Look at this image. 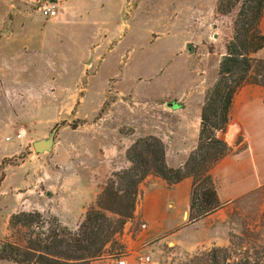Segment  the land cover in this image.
Returning <instances> with one entry per match:
<instances>
[{
    "label": "rangeland",
    "instance_id": "rangeland-1",
    "mask_svg": "<svg viewBox=\"0 0 264 264\" xmlns=\"http://www.w3.org/2000/svg\"><path fill=\"white\" fill-rule=\"evenodd\" d=\"M52 1L58 14L47 18L37 0H21L16 8L31 28L0 32V68H14L0 73V256L10 264L29 258L28 264H36L42 251L66 249L57 247L59 240L69 241L103 191L93 186L85 198L75 185L78 175L103 178V160L124 161L117 153L105 155L123 145L122 136L134 133L135 141L160 132L157 105L163 110L179 97L204 101L232 30L231 17L214 15L216 0ZM13 42L19 47L8 52ZM53 130L52 149L36 152L33 143ZM20 212L40 217L31 226L12 223ZM220 214L216 237L196 248L184 250L172 241L139 245L142 222L129 219L99 256L83 263L63 260L116 264L125 257L136 264L137 254L146 253L149 264H264V185L235 198ZM188 218L189 210L183 222L191 223Z\"/></svg>",
    "mask_w": 264,
    "mask_h": 264
},
{
    "label": "trees",
    "instance_id": "trees-1",
    "mask_svg": "<svg viewBox=\"0 0 264 264\" xmlns=\"http://www.w3.org/2000/svg\"><path fill=\"white\" fill-rule=\"evenodd\" d=\"M213 12L215 16L231 17L232 30L222 44L218 77L204 95L196 149L182 166L174 168L166 163L164 146L159 138L136 139L126 151L131 165L111 174L96 206L88 208L78 230L71 234L69 241L59 240L57 247L64 245L66 249L45 253L41 250L34 263H67L64 260L83 263L99 256L105 245L121 232L124 223L133 218L138 185L148 175L160 177L168 185L186 177L192 179L188 218L191 222L220 207L211 169L232 151L222 134L229 122L234 96L245 84L264 86V58L255 56L264 47L261 30L264 0H216ZM105 211L115 213L117 217L112 218ZM39 217L38 212H20L12 215L11 222L31 226ZM47 249L45 251H49ZM31 261L29 258L26 264ZM244 264L249 263L246 260ZM256 264L263 263L256 261Z\"/></svg>",
    "mask_w": 264,
    "mask_h": 264
},
{
    "label": "crops",
    "instance_id": "crops-1",
    "mask_svg": "<svg viewBox=\"0 0 264 264\" xmlns=\"http://www.w3.org/2000/svg\"><path fill=\"white\" fill-rule=\"evenodd\" d=\"M20 1L0 0V32L3 28H10L12 30L9 33L15 34L31 28V20L22 18L23 15L16 8V5H22ZM263 21L264 15L261 23ZM8 38L12 39L13 37L9 35ZM2 41L1 38L0 43ZM10 46L8 52H14L19 44L13 42ZM259 53L264 57V47L255 56ZM12 69L14 68L1 67L0 73H6V70L12 71ZM202 105V99L196 102L182 97H179L177 101L167 103L163 110L160 109L161 104L157 105L158 110L163 114V119L157 125L160 132L157 130L153 134L159 137L162 142H165L164 139L169 140V143H165V160L169 166L174 168L182 166L195 149L199 135ZM178 117L181 118L178 119ZM131 135L122 136L120 139L123 145L121 147L112 146L105 154L106 156L107 154L115 156L117 153L122 156L124 161L120 163L112 158L103 160L106 163L103 178H98L93 174L89 178L78 175L75 185L77 188L84 189L82 193L85 198L92 194L93 186L103 189L102 186L106 184L112 171L131 165L125 157L127 149L134 142ZM222 138L232 147V152L221 158L211 169L221 207L205 217L186 224L183 219L185 211L189 210L192 179L186 177L176 184L168 185L162 178L148 175L139 185L138 201L131 219L134 223L140 221L145 225L143 229L136 231L139 245L151 247L159 246L164 241L167 243L172 241L173 245L184 250L196 248L202 245L205 240L216 237L220 229V209L222 207L251 189L264 185L263 85L245 84L237 91L230 109L229 122ZM95 171L92 170V172ZM91 202L92 198H89L87 205ZM174 219L178 220L175 224L172 222ZM0 264L10 263L0 259Z\"/></svg>",
    "mask_w": 264,
    "mask_h": 264
},
{
    "label": "built area",
    "instance_id": "built-area-1",
    "mask_svg": "<svg viewBox=\"0 0 264 264\" xmlns=\"http://www.w3.org/2000/svg\"><path fill=\"white\" fill-rule=\"evenodd\" d=\"M58 4L52 0H46V1H41L37 0V10L40 12V14L43 17L47 18H53L57 16L58 14ZM22 132H19L15 135L16 138H21ZM12 140V136H6V141ZM142 228L145 227L144 224L141 225ZM127 259L125 257L119 258L116 261V264H127ZM151 261V256L149 254L143 253V254H137L135 257V263L136 264H149Z\"/></svg>",
    "mask_w": 264,
    "mask_h": 264
},
{
    "label": "water",
    "instance_id": "water-1",
    "mask_svg": "<svg viewBox=\"0 0 264 264\" xmlns=\"http://www.w3.org/2000/svg\"><path fill=\"white\" fill-rule=\"evenodd\" d=\"M55 130V129H54ZM54 130L51 135L46 139H40L33 143V148L36 152H43L52 149L54 143ZM188 216V210L185 211L184 217Z\"/></svg>",
    "mask_w": 264,
    "mask_h": 264
}]
</instances>
